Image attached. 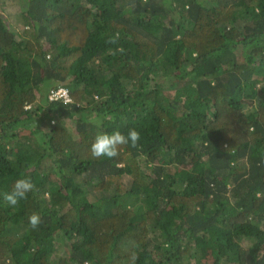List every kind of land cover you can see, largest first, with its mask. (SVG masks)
Masks as SVG:
<instances>
[{
    "label": "trees",
    "instance_id": "1",
    "mask_svg": "<svg viewBox=\"0 0 264 264\" xmlns=\"http://www.w3.org/2000/svg\"><path fill=\"white\" fill-rule=\"evenodd\" d=\"M0 264H264V0H0Z\"/></svg>",
    "mask_w": 264,
    "mask_h": 264
},
{
    "label": "clouds",
    "instance_id": "2",
    "mask_svg": "<svg viewBox=\"0 0 264 264\" xmlns=\"http://www.w3.org/2000/svg\"><path fill=\"white\" fill-rule=\"evenodd\" d=\"M109 42H115L110 40ZM141 134L136 129H129L127 134L122 133L119 130L112 133L98 134L90 146V155L94 159H100L106 157L108 159H114L120 155V149L122 146L131 145V147H138ZM35 184L30 178H22L15 182L13 190L10 193L4 194V199L13 207L18 205L21 200L27 198L30 192L35 190ZM41 223V217L38 213H33L29 216V224L32 229L39 227ZM259 258V257H257Z\"/></svg>",
    "mask_w": 264,
    "mask_h": 264
},
{
    "label": "built area",
    "instance_id": "3",
    "mask_svg": "<svg viewBox=\"0 0 264 264\" xmlns=\"http://www.w3.org/2000/svg\"><path fill=\"white\" fill-rule=\"evenodd\" d=\"M51 99H64L65 101L69 100V92L67 88L59 87L56 90H53L50 95Z\"/></svg>",
    "mask_w": 264,
    "mask_h": 264
},
{
    "label": "rangeland",
    "instance_id": "4",
    "mask_svg": "<svg viewBox=\"0 0 264 264\" xmlns=\"http://www.w3.org/2000/svg\"><path fill=\"white\" fill-rule=\"evenodd\" d=\"M13 19V18H12ZM203 259H204V257H203Z\"/></svg>",
    "mask_w": 264,
    "mask_h": 264
}]
</instances>
